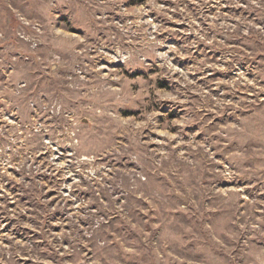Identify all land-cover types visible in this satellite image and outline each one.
<instances>
[{
  "label": "rangeland",
  "instance_id": "374dc122",
  "mask_svg": "<svg viewBox=\"0 0 264 264\" xmlns=\"http://www.w3.org/2000/svg\"><path fill=\"white\" fill-rule=\"evenodd\" d=\"M204 2L205 5L212 4L206 11L200 8L199 0H130L126 6L129 17L141 13L145 3L151 8L147 22L152 25L153 39L163 41V44L158 49L160 55L150 75L157 78L158 93L165 104L172 103L175 90L184 88L186 83L198 86L192 88V97L193 102L199 99L198 89L203 87L204 79H212L211 75L205 77V72L213 73L216 69L215 76L221 80L224 78L223 71L214 63L221 58L224 49H213L214 40L209 37L216 32L217 21L235 24L242 19L240 12L247 13L241 7L224 4L218 8L213 0ZM52 13L58 22L55 23L58 46L70 48V42L79 40L80 36L63 27L68 11L61 15L50 9L49 18ZM252 16H248L250 25L255 24ZM45 24L41 0H0V97H4L0 99V133L4 132L5 126L12 128L20 122L12 105H8V111H3L6 91L19 87L26 97L39 93L40 100L47 107V98L55 94V88L71 87L70 84L59 83L70 81L72 77L64 75L65 63L59 57L55 60L50 58ZM205 32L207 35L203 34ZM247 36L245 30L243 36L230 41H223L219 35L214 39L226 47L244 50L241 41ZM126 43L139 44L140 40L128 38ZM185 50L190 55L185 54ZM204 60L209 63L201 71L199 63ZM161 62L173 78L158 75ZM53 63L57 65L55 71L51 67ZM247 83L249 87L255 85L251 76L247 77ZM261 96V103H264V92ZM226 102L233 103L231 99ZM33 107L35 109L36 105ZM36 114V111L31 113L33 118ZM168 118L177 117L172 113ZM53 119L51 113H44L40 116V123L51 124ZM85 122L89 126H101L94 124L90 116L80 121ZM220 127L232 128L234 125L228 122ZM20 134L23 135V129ZM165 138L171 139L167 131H161L159 140ZM119 139L123 140V137ZM241 142L233 139L231 143L223 144L227 155L214 153L211 157L215 162L214 170L209 165L205 171L200 163L199 149L205 145L199 139L196 142H173L176 160L170 161L169 153L161 150L156 166L149 165L146 173H140L139 168L117 165L116 171L125 179L137 173L136 179L144 190L126 194L125 183L119 190L111 192L115 206L109 205L108 197L98 190L99 203L92 199V193L86 187L72 190L73 181L68 177L66 183L69 187L64 192L73 199L66 196L65 208L53 211L43 221L49 234H42L35 226V213L42 205L22 194L19 170L11 165L6 169L8 175L3 176V169H0V176L6 181L0 187V249L13 244L21 249L27 248L32 255L21 253L14 257L17 264H264V223L261 222L264 218V188H261L264 176L256 175L248 181L237 182L221 175L228 156L241 158V152L234 147ZM158 144L159 141L154 140L149 147L155 151ZM261 145H264V131L253 130L246 144L252 153L243 163L246 172H264V164L260 163L264 161V147ZM188 149L193 155L188 154ZM45 156L47 153H41L36 158ZM235 170L233 166L232 171ZM49 175L48 172L39 173L37 179L46 183ZM114 175L111 169L104 174L108 185L97 177L100 187L108 188ZM239 179L243 181V177ZM230 194L238 197L235 203L228 200ZM46 196L55 197L56 194L48 191ZM56 203V199L51 200V204ZM249 208H255V222L250 229L245 224ZM86 211L88 215H85ZM77 213L76 224L84 239L70 250V240L65 233L69 232V221ZM18 221H23V224Z\"/></svg>",
  "mask_w": 264,
  "mask_h": 264
},
{
  "label": "clouds",
  "instance_id": "9594fccd",
  "mask_svg": "<svg viewBox=\"0 0 264 264\" xmlns=\"http://www.w3.org/2000/svg\"><path fill=\"white\" fill-rule=\"evenodd\" d=\"M129 3L130 0H41L49 56L53 60L59 57L65 63L64 75L72 79L59 83L70 84L71 87L55 88V94L47 98V107L40 100L39 93L26 97L19 87L5 92L7 99L3 111H8V105H12L20 122L12 128L5 126L4 132L0 133V169H3V176H7L6 169L15 165L20 173L18 181L22 194L42 205L35 213V226L42 234H49L43 221L53 211L65 208L66 196L73 199L64 192L69 187L66 183L68 177L73 181L72 190L86 187L92 193V199L99 203L98 190L108 197L109 205L115 206L111 192L119 190L125 183L126 194L144 190L136 179L137 173L125 179L116 171L117 165L139 168L140 173H146L149 165L156 166L161 150L169 153L170 161L176 160V153L172 151L173 142L202 140L205 147L199 149L198 158L204 170L208 171L209 165L215 169V162L211 159L214 153L227 155L223 144L240 139L242 142L234 147L241 152V158L228 156L221 175L237 182L248 181L256 175L264 176V172H246L243 168L244 160L252 156L250 146H246L252 131H264V103H261V93L264 92V0H213L218 8L227 4L241 7L247 13L240 12L242 19L235 24L217 21L216 32L209 37L214 40L213 49H224L221 58L214 61L223 71L224 78L221 80L215 76L216 69L213 73L205 72V77L211 75L212 79H204L203 87L198 89L199 99L193 102L192 97V88L198 86L186 83L184 88L175 90L174 100L169 104L162 102L157 78L150 75L160 55L158 49L163 44V41L153 39L152 25L147 22L151 8L145 3L141 13L129 17L126 14ZM199 6L206 11L212 4L205 5L204 0H199ZM50 9L61 15L68 11L63 27L80 36L79 40L70 42V48L58 46L55 36V23L58 22L54 13L49 18ZM248 16H252L254 25L247 22ZM256 25L260 27L257 29ZM245 30L248 36L241 41L244 50L226 47L214 39L219 35L223 41H230L243 36ZM203 34L207 35V32ZM128 38L140 40V43H126ZM185 54L190 55L187 50ZM208 63V60L201 61L200 70L204 71ZM51 67L54 71L57 69L55 63ZM158 75L173 78L163 62ZM248 76L255 82L252 87L247 83ZM222 84L225 86L221 87ZM227 99L233 103L228 104ZM33 111L37 113L35 118L31 115ZM44 113H51L54 117L51 124L40 123V116ZM172 113L176 119L168 118ZM86 116L101 126L97 128L87 122L80 123ZM228 122L234 127H220ZM21 129L23 135L20 134ZM161 131H167L171 139L159 140ZM154 140L159 141L155 151L149 147ZM187 151L190 156L193 155L190 149ZM41 153H47V156L37 159ZM260 163L264 164V161ZM233 166L235 171H232ZM110 169L115 174L114 179L108 188H102L97 177L108 185L104 174ZM43 172L50 174L46 183L37 179V175ZM3 176H0V187L6 183ZM26 177L30 179L26 180ZM213 179L216 177L213 176ZM48 191H54L56 196L47 197ZM52 199H56L57 203L51 204ZM237 199L231 194L228 197L232 203ZM254 211L255 208H249L245 217L249 229L255 222ZM85 215H88L87 211ZM77 219L78 213L69 221L70 229L65 233L70 240V250L84 239L76 224ZM261 222L264 223V218ZM18 223L23 224V221ZM21 253L32 255L27 248L21 249L15 244L0 249V264H17L14 257Z\"/></svg>",
  "mask_w": 264,
  "mask_h": 264
}]
</instances>
